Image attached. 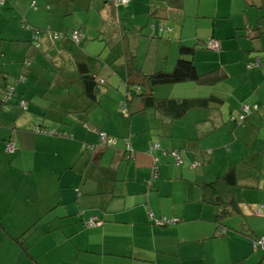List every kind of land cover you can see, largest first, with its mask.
<instances>
[{"label":"crops","instance_id":"obj_1","mask_svg":"<svg viewBox=\"0 0 264 264\" xmlns=\"http://www.w3.org/2000/svg\"><path fill=\"white\" fill-rule=\"evenodd\" d=\"M204 1H0V90L14 94L0 115V264H264L253 246L264 238V0ZM215 11L226 18L212 23ZM209 38L222 51L199 49L194 62L200 74L219 69L217 82L153 95L216 104L180 119L153 107L127 117L131 72H171L180 46ZM81 63L103 83L91 109ZM243 106L260 110L240 126ZM231 167L240 212L219 227L216 192L207 203L203 187ZM169 218L174 226L155 224Z\"/></svg>","mask_w":264,"mask_h":264},{"label":"trees","instance_id":"obj_2","mask_svg":"<svg viewBox=\"0 0 264 264\" xmlns=\"http://www.w3.org/2000/svg\"><path fill=\"white\" fill-rule=\"evenodd\" d=\"M113 4V7L118 10L119 6H127L129 0H110ZM127 1V3H124ZM264 19V15L262 16ZM164 31V28L162 29ZM80 35V40L75 42L79 44L81 39L83 38V33L81 30H77L75 34ZM38 32L36 33V40ZM55 40L59 39V35H55ZM215 42L219 45L218 50H214L210 47V43ZM202 50L205 52L219 54L222 51L221 42L214 39L209 38L203 41L202 44L197 43L194 46H180L178 51V61L175 65V68L171 72H155L151 75H142L141 72L136 74L131 72L128 75L127 79V97L125 102H123L122 109L123 112L127 115V117H131L135 114H139L147 107H153L157 111L171 117L174 119H180L188 115V113L193 109L198 108H208L214 104H216V97L209 99H158L153 95L154 89L158 86H170L177 85L182 83H196L200 85H212L218 80L219 69L213 70L207 74H200L197 66L194 62V57L196 55L197 50ZM247 68L251 70H257L261 68L260 60L255 63L248 64ZM79 70L81 71L82 78L85 85V94L90 100L89 109L95 107L99 104V91L100 85L103 84L98 81L96 75L92 73L85 63L79 64ZM135 75V76H134ZM20 82H24V79H20ZM101 83V84H100ZM146 83V86H145ZM1 85V84H0ZM13 92V91H12ZM9 93V92H8ZM7 95V93H6ZM14 95V94H13ZM11 98L2 100L3 106H8ZM140 102V103H139ZM26 103V102H25ZM142 105V106H141ZM27 106V104H26ZM248 107L249 111H245L244 108ZM3 110V107H0V112ZM28 110V107H27ZM26 110V111H27ZM260 110L259 106H243L239 115L234 117L232 121L236 122L238 125H242L247 122L248 118L257 113ZM24 111V110H23ZM105 135L108 140H115L109 137L105 133L100 134V142L102 146L113 148L115 145H108L107 142L102 141L101 137ZM107 140V141H108ZM125 143L130 144V138L125 139ZM131 149V147H130ZM128 150V148H127ZM132 150V149H131ZM131 151L128 150V153ZM173 152V151H172ZM171 153V152H170ZM169 153V155H171ZM155 170L153 173L156 175ZM238 184V174L235 167H231L227 170V172L221 177L217 178L214 182L206 184L203 189L205 192L204 200L207 203H211L212 196L210 195V190L216 192V198L213 201V204L219 208V216L218 222L220 227L219 220L225 219L235 213L240 212L239 205L235 200L234 193L232 192V188ZM173 221V220H171ZM176 223H170L167 225H174ZM264 242V238H259L254 241V249H263L264 245L261 242ZM261 244V245H260Z\"/></svg>","mask_w":264,"mask_h":264},{"label":"built area","instance_id":"obj_3","mask_svg":"<svg viewBox=\"0 0 264 264\" xmlns=\"http://www.w3.org/2000/svg\"><path fill=\"white\" fill-rule=\"evenodd\" d=\"M124 3H127V1H124ZM73 40H74L75 42H78V41L80 40V35L77 34V33L74 34V36H73ZM210 47H211L212 49H214V50H218V49H219V45H218L217 43H215V42H211V43H210ZM12 97H13V92L10 91V92L8 93L6 99H8V98H12ZM21 108H22L24 111L27 110V106H26V103H25V102H22V104H21ZM244 110H245V111H249V108L246 107V108H244ZM101 140L107 142L108 145H115V144H116V141H115V140H108V139L106 138L105 135H102ZM107 140H108V141H107ZM127 148H128V150H130V144H129V143H127ZM157 148H158V146H154V147H152L151 150H150V152L154 151V150L157 149ZM16 150H17V144H16V142L11 141V142L7 145L6 152H7L8 154H11V155H12V154H14V153L16 152ZM170 154H171V156L175 159V164H176L177 166H181V165H183L182 157H181V155H180L179 152H177V151H173V152H171ZM176 222H177V221L174 220V221H172V222H170V223H176ZM159 223H160V224H170L169 221H167V220H163L162 222H159ZM95 225H96V222H94V221L92 220V221L88 224V227H93V226H95ZM261 244L264 245V242L262 241ZM261 244H260V245H261Z\"/></svg>","mask_w":264,"mask_h":264},{"label":"rangeland","instance_id":"obj_4","mask_svg":"<svg viewBox=\"0 0 264 264\" xmlns=\"http://www.w3.org/2000/svg\"><path fill=\"white\" fill-rule=\"evenodd\" d=\"M0 1H5V0H0ZM207 2V0H205L204 1V3H206ZM226 2L229 4V1H227L226 0ZM224 14V12H214V13H212V12H209L207 15L208 16H211L212 17V20H210L212 23H213V19H215L216 17H225L226 18V16L225 15H223ZM202 16H203V14H202ZM248 16H250V15H248ZM254 16H256V14L254 15ZM247 17V15H245V14H242V15H239V16H233L232 17V19H234V20H236V19H239V20H242V19H245ZM91 20V19H90ZM253 21V20H252ZM179 26H181V25H179ZM179 30H181V29H179ZM126 31L127 30H124V32H125V34H126ZM97 36H98V34H97ZM131 37V36H130ZM133 41H135V39L133 40ZM111 50H112V47L111 46H108L107 47V52H105L104 54H103V57H104V59H107L108 57H107V55L111 52ZM121 52H122V50L120 49L118 52H117V54H116V56H118V55H120L121 54ZM108 66V65H107ZM109 67V66H108ZM15 92V91H14ZM19 92H16L15 93V95H16V97L18 96L17 94H18ZM7 95H8V92H7ZM7 95L4 93V90L2 89V90H0V107L2 106L3 107V112H9L11 109L9 108L8 109V107L7 106H3V103H2V100H4L6 97H7ZM15 97V98H16ZM22 96H20V98H21ZM22 104V103H21ZM11 106V105H10ZM22 109V108H21ZM3 112H0V115L3 113ZM1 121H0V125H1ZM226 125H227V122H224ZM173 158V157H172ZM174 159V158H173ZM175 160V159H174ZM174 164H175V162H174ZM175 166H176V164H175ZM177 167V166H176ZM170 220H167V221H169V223L170 222H172L171 221V218H169ZM47 221H50V219H48V220H46L45 221V223L46 224H43L42 226L43 227H45V225H47L48 224V222ZM157 226H164L165 224H159V223H155ZM169 226H174V225H169Z\"/></svg>","mask_w":264,"mask_h":264}]
</instances>
